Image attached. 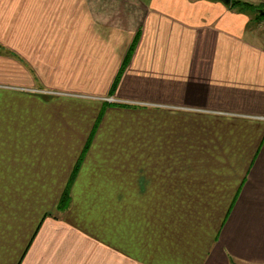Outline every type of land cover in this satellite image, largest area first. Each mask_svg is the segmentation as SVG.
Masks as SVG:
<instances>
[{
  "label": "crops",
  "instance_id": "obj_1",
  "mask_svg": "<svg viewBox=\"0 0 264 264\" xmlns=\"http://www.w3.org/2000/svg\"><path fill=\"white\" fill-rule=\"evenodd\" d=\"M0 2L22 3L0 38L75 70L0 42V264H264L262 22L222 0Z\"/></svg>",
  "mask_w": 264,
  "mask_h": 264
},
{
  "label": "rangeland",
  "instance_id": "obj_2",
  "mask_svg": "<svg viewBox=\"0 0 264 264\" xmlns=\"http://www.w3.org/2000/svg\"><path fill=\"white\" fill-rule=\"evenodd\" d=\"M248 1L256 2L255 4H259V3H262L260 1H263V0H248ZM12 4H14V2H0V16L2 18H5L4 16H6V15H8V16L14 15L15 16V14L20 13L22 3L15 2V9L14 8L11 9L10 6ZM249 13L254 15L256 13V11H250ZM15 20H18V18ZM261 27L264 28V24H262ZM8 37L9 38H3V37L0 38V42L3 44L6 43V44L13 45L14 47H16L18 49L19 48L23 49L24 52L26 53V57L30 60V62L32 64L36 65V64H38V62H41L42 60H49V62L53 61V62L57 63L58 67H59V69L57 71H55V74H57L56 77L61 76V75H67V74L74 76L75 70L72 69L74 65H71L68 62L69 58H73L72 56L57 55V54L52 55L51 53H48V51L44 50V47H42V42H43L42 40H40V45L38 47H36V44L35 45H29L27 39L16 38V37L11 38L10 35ZM47 45H52V44L47 43ZM48 50H49V47H48ZM74 57H76V56H74ZM81 63H82V61L80 63H77V64H81ZM47 73L52 77V74H53L52 72H47ZM64 80H69V79L67 77ZM100 87L101 86H98L95 90L96 91H98V90L102 91L103 94L107 93V87H102V88H100ZM56 98H61L60 99L61 100L60 101V112H65V111L67 113H69V112H73V113L87 112V115H89L90 113L95 114V106L88 103L87 101H85L83 99H80V97H78L77 99H73L71 104H67L68 100L63 99L62 97H56ZM111 98H114V97H108L107 98L108 101ZM83 102H85V103H83ZM112 102H115V101L112 100Z\"/></svg>",
  "mask_w": 264,
  "mask_h": 264
},
{
  "label": "trees",
  "instance_id": "obj_3",
  "mask_svg": "<svg viewBox=\"0 0 264 264\" xmlns=\"http://www.w3.org/2000/svg\"><path fill=\"white\" fill-rule=\"evenodd\" d=\"M229 6L231 9H235L238 12L249 13L250 11H256V13L254 14L256 21L260 23L264 21V3L263 2L259 4H255V3L244 1V0H231ZM113 89L115 90V86ZM115 104H118V103H115ZM68 203H69V193H68V190H66L62 196L60 205L65 206Z\"/></svg>",
  "mask_w": 264,
  "mask_h": 264
},
{
  "label": "water",
  "instance_id": "obj_4",
  "mask_svg": "<svg viewBox=\"0 0 264 264\" xmlns=\"http://www.w3.org/2000/svg\"><path fill=\"white\" fill-rule=\"evenodd\" d=\"M225 4H230L231 0H222Z\"/></svg>",
  "mask_w": 264,
  "mask_h": 264
},
{
  "label": "built area",
  "instance_id": "obj_5",
  "mask_svg": "<svg viewBox=\"0 0 264 264\" xmlns=\"http://www.w3.org/2000/svg\"><path fill=\"white\" fill-rule=\"evenodd\" d=\"M262 24H264V21H262ZM115 100L114 98L109 99V101Z\"/></svg>",
  "mask_w": 264,
  "mask_h": 264
}]
</instances>
